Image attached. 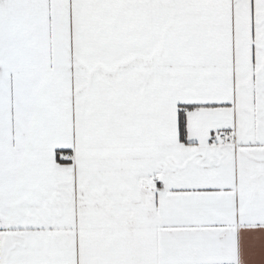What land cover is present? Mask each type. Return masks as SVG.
<instances>
[{
	"label": "snow or ice",
	"instance_id": "snow-or-ice-1",
	"mask_svg": "<svg viewBox=\"0 0 264 264\" xmlns=\"http://www.w3.org/2000/svg\"><path fill=\"white\" fill-rule=\"evenodd\" d=\"M0 264H264V0H0Z\"/></svg>",
	"mask_w": 264,
	"mask_h": 264
}]
</instances>
